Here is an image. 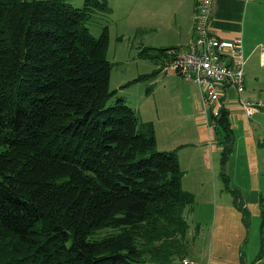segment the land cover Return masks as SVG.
Returning a JSON list of instances; mask_svg holds the SVG:
<instances>
[{"label":"trees","instance_id":"16d2710c","mask_svg":"<svg viewBox=\"0 0 264 264\" xmlns=\"http://www.w3.org/2000/svg\"><path fill=\"white\" fill-rule=\"evenodd\" d=\"M110 13L106 0H0V264H183L190 255L184 212L195 197L176 151L159 150L152 122L123 98L107 104L108 26L94 37L86 23ZM173 51L140 54L158 63ZM210 119L223 167L226 108Z\"/></svg>","mask_w":264,"mask_h":264},{"label":"crops","instance_id":"0c3cea01","mask_svg":"<svg viewBox=\"0 0 264 264\" xmlns=\"http://www.w3.org/2000/svg\"><path fill=\"white\" fill-rule=\"evenodd\" d=\"M169 2L174 7L177 37L171 45L164 48L184 50L195 38L193 23L197 0ZM112 11L111 7V13ZM209 24L212 33L220 38H242L247 64L246 68L244 67V90L237 93L233 87L228 86L221 103L228 112L233 134L232 150L224 166L221 165V145L217 143L210 126L211 112L205 110L202 105L201 90L197 83L176 78L180 87L174 90V95L167 92L165 99L159 103L164 110L161 112L158 108L156 121L154 117L143 119L139 107L137 113L142 121L152 122L159 150L176 151L179 165L184 171L182 186L192 192L196 199L203 197L212 204L213 195L218 188L216 178L221 181L224 200L218 205V209H221L218 215L215 212V218L212 217L215 220H212L213 223L210 221L208 225L210 233L204 238V242H210V249L206 255H213V241L216 240L219 251L225 247H229L231 251L227 255L224 251L217 253L212 257L211 264H243L241 245L247 235L248 218L237 206L230 205L233 196L228 191L232 189L239 192V202L243 204L244 211L251 212V217L260 215L259 204L264 201V197L259 173L264 174V152L259 148L264 145V110H257L247 117L240 108L238 99L264 101V81L251 74L252 58L258 56L260 63H264V0H213ZM162 64V61L157 63L156 69L159 70L156 73H163L164 76L155 80L175 79L171 74L172 69H164L162 67L165 64ZM235 161H241L243 174H240L239 178L243 179L242 183L233 182L237 175L235 168L231 166H234ZM221 170L227 175L228 190L222 184ZM204 175H211V189L205 188ZM185 182L188 187H185ZM187 258L191 260V264L194 263L191 255Z\"/></svg>","mask_w":264,"mask_h":264},{"label":"rangeland","instance_id":"374dc122","mask_svg":"<svg viewBox=\"0 0 264 264\" xmlns=\"http://www.w3.org/2000/svg\"><path fill=\"white\" fill-rule=\"evenodd\" d=\"M106 1L113 9L112 13L102 20H89L86 26L88 32L94 37L101 34L104 25L108 26L106 58L111 63L108 88L114 90L115 93L107 104H113L117 98H123L126 104L136 112L139 107L143 119L154 117L156 121L158 108L161 112L164 110L159 103L165 99L164 96H167V92H172V95H174V90L180 87L176 78L185 80L179 73L171 70V74L175 79L156 81L155 78L164 76V74H151L156 69V60L141 55L140 51L148 46L164 48L171 45L170 43L177 37V25L173 14L174 7L169 2L170 0H150L151 2L147 3L144 0ZM69 2L75 7H81L84 0H69ZM260 50L262 49L260 48ZM150 53L153 54L154 52L150 51ZM161 61L165 62L163 59ZM251 62V74H255L264 81V63H260L258 56L252 58ZM143 75L146 77L139 78ZM186 103L188 105V102ZM157 126L160 128V123ZM259 149L264 152V145ZM211 160L210 157V165ZM233 165L231 168H235V175H237L233 182H244L242 178H239L240 174H243L241 161H235ZM204 177L206 180L203 181L205 188L211 189V175H204ZM259 178L262 196L264 197V174L259 173ZM216 181L218 188H216L213 195L212 204L211 201L207 202L203 197L196 199L194 195L195 200L192 209L188 210L187 208L184 212V218L188 224L186 233L190 242V255L194 258L193 264H211L212 257H215L217 253L224 251L227 255L231 251L229 247L219 251L215 240L212 248L213 255L211 257L206 255L210 249V242L209 244L206 241L204 242V238L209 236L210 233L208 225L210 221L213 223L214 213L217 212L218 215L221 210L218 209V205L224 200V195L221 193V181L218 178H216ZM185 187H188L186 182ZM193 188L196 187L193 186ZM223 192H225V189ZM228 192L232 195L231 191ZM228 202L230 203V201ZM233 202L234 199L230 205H235ZM239 205L242 206L243 204H237V206ZM259 211L260 215L252 217L249 210L245 211L248 218V227L247 235H245L241 245L244 254L243 264H264V213L262 214L264 212V201L259 204ZM217 220L218 218H216ZM196 229H198V232Z\"/></svg>","mask_w":264,"mask_h":264},{"label":"built area","instance_id":"2783aa9c","mask_svg":"<svg viewBox=\"0 0 264 264\" xmlns=\"http://www.w3.org/2000/svg\"><path fill=\"white\" fill-rule=\"evenodd\" d=\"M213 0H197L193 28L195 38L184 50L173 51L162 68L172 69L185 81L197 83L201 90L202 105L211 115L218 114L226 88L237 93L244 90L246 57L240 36L220 38L210 29V12ZM243 113L250 117L257 110H264V101L238 99ZM214 123L210 119L213 130ZM183 264H191L187 257Z\"/></svg>","mask_w":264,"mask_h":264}]
</instances>
